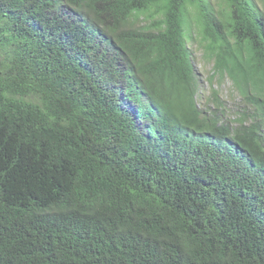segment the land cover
Here are the masks:
<instances>
[{"label":"trees","instance_id":"trees-1","mask_svg":"<svg viewBox=\"0 0 264 264\" xmlns=\"http://www.w3.org/2000/svg\"><path fill=\"white\" fill-rule=\"evenodd\" d=\"M67 1L0 0V264H264V12ZM193 25L216 87L173 135L143 102L198 89Z\"/></svg>","mask_w":264,"mask_h":264},{"label":"clouds","instance_id":"clouds-1","mask_svg":"<svg viewBox=\"0 0 264 264\" xmlns=\"http://www.w3.org/2000/svg\"><path fill=\"white\" fill-rule=\"evenodd\" d=\"M43 1H45V0H43ZM62 1H63V5L66 9V12H68V9L70 7V3L67 0H62ZM42 2H41V0H26L25 4L28 6L26 8L27 11H31V13H33V15H36L37 12L40 11V7H41ZM209 2H210V5L212 7H214L215 9H218L220 6V4L218 6L213 5L210 0H209ZM57 33H59V32H57ZM187 33L191 34V36H192V39L190 42H192L194 35L196 33H197V35H199L198 29L194 25L190 29H187ZM190 42L188 43V45L191 48ZM192 43H197V42H192ZM197 45H198V43H197ZM199 48H201V47H199ZM195 61H196V59L194 56V65H195ZM201 61H202V63H203V61H205L204 55L201 58ZM195 67H196V65H195ZM196 70H197L196 78H197L198 82L197 83L193 82V84H192V85L198 87L196 92H194V93H191V92H175L171 89H166L163 91L164 92L163 95H161L158 98H154L155 102L153 100L151 101L149 99H146L143 102V105H146V106H148V108H151V106H153L157 103L163 105V102L165 101V102L171 103L178 110L179 115H177V112H170V116L172 118L169 117V122H170V129L173 132V135H176L177 133H181V121H185L186 115L189 114V112H191V115L196 116L197 121H202V119L205 118V116L207 115V106L209 104L211 89L213 87H216V85L213 86L207 80L206 74L204 75L203 73H201V70H203V68H200V67L197 68L196 67ZM209 72H210V69H209ZM209 72L207 74H209ZM201 74L204 75V77L206 79V84L199 77ZM179 76H177V77H179ZM226 82H227L228 86L231 84V81L229 79H227ZM252 84L255 86V91H258L262 95H264V80L256 79L255 83H252ZM224 87H227V86H224ZM143 113H145L144 110H143ZM152 117H154V116H152ZM148 120L149 119L145 116H140V115L137 116V123L138 124H144Z\"/></svg>","mask_w":264,"mask_h":264},{"label":"rangeland","instance_id":"rangeland-1","mask_svg":"<svg viewBox=\"0 0 264 264\" xmlns=\"http://www.w3.org/2000/svg\"><path fill=\"white\" fill-rule=\"evenodd\" d=\"M211 3L213 5H216L218 6L219 4H221V0H210ZM256 4L258 5V7L264 11V0H255ZM197 33L194 35V37H197ZM190 46H191V49L193 51V55L195 56V65L196 67H200V68H203V70H201V73H203L204 75L207 74L209 72V65H203L202 61H201V58L203 57L204 55V51L198 47L197 43H192L190 42ZM201 74L199 77L202 79V81L206 84V79L204 77V75ZM225 86H228L227 82L225 83ZM229 114V113H228Z\"/></svg>","mask_w":264,"mask_h":264}]
</instances>
